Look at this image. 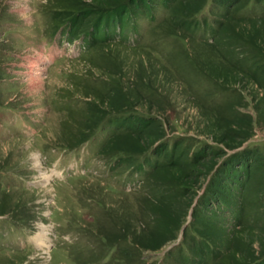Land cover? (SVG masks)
Instances as JSON below:
<instances>
[{
    "label": "rangeland",
    "instance_id": "1",
    "mask_svg": "<svg viewBox=\"0 0 264 264\" xmlns=\"http://www.w3.org/2000/svg\"><path fill=\"white\" fill-rule=\"evenodd\" d=\"M0 264H264V0H0Z\"/></svg>",
    "mask_w": 264,
    "mask_h": 264
}]
</instances>
